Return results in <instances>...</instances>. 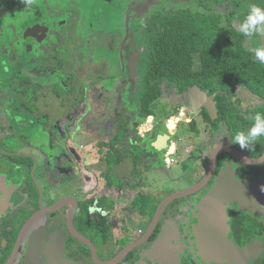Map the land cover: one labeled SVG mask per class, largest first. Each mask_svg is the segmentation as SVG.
Segmentation results:
<instances>
[{"label": "flooded vegetation", "instance_id": "flooded-vegetation-1", "mask_svg": "<svg viewBox=\"0 0 264 264\" xmlns=\"http://www.w3.org/2000/svg\"><path fill=\"white\" fill-rule=\"evenodd\" d=\"M232 2L32 0L27 6L23 0H0V264H221L199 255L191 215L220 185L222 170L229 181L264 179V163L248 166L228 150L249 160L259 159L264 151L259 155L262 147L258 141L251 150L233 144L235 134L227 123L221 121L214 130L206 120V113H210L205 104L191 99L189 90L198 87L217 108L220 86L213 93L199 84L183 93L176 87L163 91L161 98L168 92L177 104L185 105L191 137L190 159L185 162L190 165L189 183L177 191L196 186L208 175L212 163L215 167L207 184L170 204L157 225L152 221L158 201L150 203L155 205L153 214L142 228L140 211L104 206L96 189L81 192L83 161L78 148L71 147L68 163L63 155L50 156L48 141L50 131L62 132L59 109L74 120L72 134L79 132L81 105L87 113L90 109L89 88L114 81L131 86L128 98L140 96L151 31L160 18L184 13L198 22L210 21L214 30H220V13L238 8L240 14L247 15L251 4L264 8V0H240L243 6L237 7ZM234 22L240 25L238 15ZM262 43L259 37H246L244 47L252 51ZM197 67L199 63L194 69ZM91 76L92 80L86 79ZM233 101L248 125L242 131H247L264 101L246 85L236 88ZM120 111L116 106L115 115ZM29 125L41 129L36 136L28 131ZM151 132L147 147L157 151L158 146H164L157 151L161 155L173 140L169 129L158 123ZM200 136L202 140L195 143ZM37 150L40 157L35 156ZM215 154L218 156L213 161ZM238 211L237 205L229 203V238L239 247L264 241V232H259L240 245L232 226ZM251 215L264 225V218ZM164 232L168 240L157 250L159 256L150 257ZM142 241L146 242L140 244ZM130 247L133 249L122 257Z\"/></svg>", "mask_w": 264, "mask_h": 264}, {"label": "trees", "instance_id": "trees-1", "mask_svg": "<svg viewBox=\"0 0 264 264\" xmlns=\"http://www.w3.org/2000/svg\"><path fill=\"white\" fill-rule=\"evenodd\" d=\"M238 10L233 8L224 14L220 13V30H214V24L210 21L198 22L184 13L167 15L154 23L149 39L150 52L141 70V101L137 113L140 119L146 121L156 117L155 103L167 88L176 87L183 93L191 85L199 84L211 93L220 86L218 119L213 120L206 113V120L214 125V130L223 120L234 134L248 127L242 121L243 115L238 104L233 101L234 91L238 86L246 85L264 101V64L255 60L253 52L244 47L246 37L240 35L239 26L234 22L240 15ZM223 43L230 46L224 49ZM197 63L199 70L194 69ZM257 113L264 114V106L254 116ZM135 115L121 109L117 114L114 139L109 143H99L100 152L107 157L111 155L114 163L129 160L135 165L147 149V140L144 138L135 136L138 141L132 143L128 140ZM258 142L262 147L260 155L264 151V138L261 137ZM141 203L144 202L141 200ZM232 226L240 245H244L251 235L264 232L263 224L251 214L240 211L234 216ZM255 264H264V256Z\"/></svg>", "mask_w": 264, "mask_h": 264}, {"label": "rangeland", "instance_id": "rangeland-1", "mask_svg": "<svg viewBox=\"0 0 264 264\" xmlns=\"http://www.w3.org/2000/svg\"><path fill=\"white\" fill-rule=\"evenodd\" d=\"M238 4L243 6V3L240 0H233V7H237ZM244 13L246 9L242 8ZM238 20L241 23L246 17L245 14H240ZM238 29V27H237ZM239 30V29H238ZM240 35H242L240 33ZM230 45L223 43L222 47L228 48ZM251 48H254L251 46ZM92 75V74H91ZM92 80L91 78L86 77V79ZM85 79V80H86ZM83 80V81H85ZM130 86V85H129ZM126 85L119 84V82H108L101 83L97 85L94 89L89 88V111L84 108V104L80 108V130L75 135L72 134L74 120H69L66 117V113L63 110L59 109V114H61L60 127L62 129L61 133L50 131L49 136V149L50 156H64V160L68 163H71L72 152L71 147L74 145L76 148H84L82 151V161L86 163L87 157L86 154L91 151L93 144L100 140H105L111 134V130L115 125V108L116 106L128 105L131 106L135 100L139 99V95L129 97L130 87ZM132 90V89H131ZM51 98V97H50ZM131 99L133 101H131ZM175 98L166 92L163 98L159 99L155 103V119H149L152 123L150 124L149 120L144 121L147 126H144V129L153 127L156 124L160 123L168 127L169 135L172 137V142L169 148L166 149L161 155H157L156 150L146 153L145 163H149L150 167L143 170L145 177H147L148 182L153 188L148 190L150 193L146 195L140 202L141 209L144 210L143 214L152 215V208L149 206L150 203L157 201V196L165 197L177 191L180 188L185 187L188 183V167L189 163H185L190 159V154L188 153V148L190 147V130L189 124L186 119L187 109L184 104L179 105ZM132 107V106H131ZM63 118V119H62ZM72 121V122H71ZM53 120H50L49 125L53 124ZM29 125L28 131H32V134H36L41 130L38 127L33 125V128H30ZM151 133H145V139L151 144L150 137ZM203 136V135H202ZM202 136L199 137L195 143H199L202 140ZM264 138V137H262ZM36 138V140H38ZM21 144V143H18ZM156 152V153H155ZM169 155V156H168ZM35 156L40 157L41 153L37 150ZM84 157V159H83ZM109 161V160H108ZM139 161V160H138ZM168 161V162H167ZM54 162V161H53ZM128 163H132L129 161ZM144 163V161H143ZM82 171V167H81ZM112 181H114L113 176H111ZM178 181V182H177ZM145 188V187H144ZM143 189V188H142ZM142 189H137L140 193L145 194V191ZM153 194V195H152ZM155 195V198L153 197ZM140 199V198H139ZM142 228L147 226L146 223L141 222Z\"/></svg>", "mask_w": 264, "mask_h": 264}, {"label": "water", "instance_id": "water-1", "mask_svg": "<svg viewBox=\"0 0 264 264\" xmlns=\"http://www.w3.org/2000/svg\"><path fill=\"white\" fill-rule=\"evenodd\" d=\"M189 92L192 94L191 99L193 102L201 101L207 108L208 112L213 119L218 116L216 103L205 92L195 87ZM165 136V134H163ZM164 146H158L157 151L164 150ZM234 156L243 160L248 166H259L264 163V154L256 160H249L242 156L235 150H228ZM218 154L213 156V161L217 159ZM215 163H212L208 175L196 186L177 191L160 203L155 216L153 217L152 224L157 225L160 222L161 216L164 211L173 202L186 199L194 192L201 189L207 184L209 178L213 174ZM226 171L222 170L220 174V185L214 188L194 209L190 220L193 224V232L197 242L199 255L206 261H212L221 264H252L258 258L264 256V241H256L244 247L237 246L229 238V225L230 218L228 217L229 203L238 206L240 212H249L256 217L264 218V179L260 180H233L229 181L226 178ZM233 175L232 172L229 173ZM168 240V233H162L158 238V245L156 251L152 252L149 256H159L160 247ZM142 241L140 244L145 243ZM133 247L124 251L122 257L126 256ZM164 261V260H163ZM165 262V261H164Z\"/></svg>", "mask_w": 264, "mask_h": 264}, {"label": "crops", "instance_id": "crops-1", "mask_svg": "<svg viewBox=\"0 0 264 264\" xmlns=\"http://www.w3.org/2000/svg\"><path fill=\"white\" fill-rule=\"evenodd\" d=\"M140 101L141 94L139 96V99L135 100L131 105L132 107L128 105L120 106L121 109H124L127 112H131V114H136L133 121L131 122L132 124L130 125V134H128V140L130 141V143L136 140L135 136H139L145 139V133L149 134L150 130L152 129V127L151 129L149 128V125L148 128L144 129V126L147 125L144 124V120L140 119V117L137 115L139 111ZM149 122L150 124L152 123L150 120ZM117 125L118 116L115 115V125L111 130V134L107 137V141L100 140L95 142L93 144V147L90 148L91 151L86 154L88 163H81L82 171L80 179V191L88 192L96 189L95 194H98L100 196L99 198L102 203H104V206L108 205L109 207H129L131 210L133 209V211H140L139 213L144 216V221L142 222L147 224L149 216L148 214H143L145 209L140 210V202L146 197V195L150 194L148 190L153 188V186H151L148 182L147 177H145V173H143V170L150 167L149 163H145L146 153L149 152L150 149L149 147H147V149L143 151L142 156L140 157L139 161H136L137 164L135 165L132 161V163H128L129 160L114 163V160L111 159V155L108 156V159L105 154L100 152L99 143H109L110 141H112L115 136ZM136 141H138V139ZM80 149H82L83 151L85 150V147ZM80 149H78V151L81 157L83 152ZM111 176H113L114 181H112ZM137 189L144 190L145 194L142 195L143 193H140ZM168 196L169 195L162 197L159 195L157 196V201L161 203L163 199ZM153 197L155 198V195ZM149 206L152 208L155 205L153 206V204H150ZM139 227H142L141 223Z\"/></svg>", "mask_w": 264, "mask_h": 264}, {"label": "clouds", "instance_id": "clouds-1", "mask_svg": "<svg viewBox=\"0 0 264 264\" xmlns=\"http://www.w3.org/2000/svg\"><path fill=\"white\" fill-rule=\"evenodd\" d=\"M28 6L32 0H23ZM240 33L248 38L254 36L264 40V8L255 4L249 5V12L239 25ZM255 60L264 64V43L252 49ZM252 126L247 131H237L232 139L233 144H238L241 149H250L257 141L264 137V114L257 113L252 117ZM264 191V187L261 188Z\"/></svg>", "mask_w": 264, "mask_h": 264}, {"label": "built area", "instance_id": "built-area-1", "mask_svg": "<svg viewBox=\"0 0 264 264\" xmlns=\"http://www.w3.org/2000/svg\"><path fill=\"white\" fill-rule=\"evenodd\" d=\"M169 156V155H168ZM168 162V161H167Z\"/></svg>", "mask_w": 264, "mask_h": 264}]
</instances>
